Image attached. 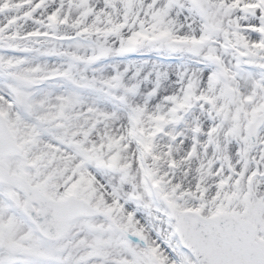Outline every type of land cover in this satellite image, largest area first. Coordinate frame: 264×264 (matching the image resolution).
<instances>
[{"label":"snow or ice","instance_id":"1","mask_svg":"<svg viewBox=\"0 0 264 264\" xmlns=\"http://www.w3.org/2000/svg\"><path fill=\"white\" fill-rule=\"evenodd\" d=\"M0 264H264V0H0Z\"/></svg>","mask_w":264,"mask_h":264}]
</instances>
